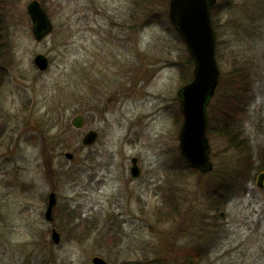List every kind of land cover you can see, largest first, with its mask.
<instances>
[{"label": "rangeland", "instance_id": "1", "mask_svg": "<svg viewBox=\"0 0 264 264\" xmlns=\"http://www.w3.org/2000/svg\"><path fill=\"white\" fill-rule=\"evenodd\" d=\"M5 1L0 26L14 64L0 57V264H195L197 254L199 264H264V0L217 2L208 174L181 158L178 91L193 62L169 0L150 25L135 0H40L54 23L43 41L27 14L32 0ZM91 130L99 139L85 146Z\"/></svg>", "mask_w": 264, "mask_h": 264}, {"label": "water", "instance_id": "2", "mask_svg": "<svg viewBox=\"0 0 264 264\" xmlns=\"http://www.w3.org/2000/svg\"><path fill=\"white\" fill-rule=\"evenodd\" d=\"M218 0H170L169 18L187 45L190 57L194 61L193 79L180 89L178 96L184 122L180 131V150L184 158L202 173L211 172V145L208 138V106L215 96L221 77L216 57L217 35L213 23V10ZM33 23V33L37 41L50 35L54 24L39 0H33L27 7ZM36 67L44 72L49 69V59L40 54L34 59ZM73 126L80 129L84 125L82 116L73 120ZM95 132L87 134L83 140L86 146L96 141ZM73 159V154L66 153ZM138 168H133V175ZM261 186L264 174L259 177ZM57 203L55 193L49 195L46 219L52 220L53 209ZM52 239L55 244L61 241L60 234L54 230ZM93 264H109L101 257H95Z\"/></svg>", "mask_w": 264, "mask_h": 264}, {"label": "trees", "instance_id": "3", "mask_svg": "<svg viewBox=\"0 0 264 264\" xmlns=\"http://www.w3.org/2000/svg\"><path fill=\"white\" fill-rule=\"evenodd\" d=\"M5 3L6 1L5 0H0V9L2 8V6H3V3ZM159 3H162V4H166L167 3V0H135V5L138 7V8H140V9H142V11L144 12V13H146V24L147 25H150V24H158V23H160V17H159V13H158V10H156V11H154V12H152L153 10H155L156 9V7L158 6V4ZM43 5L45 6V8L48 10V11H50L49 9H48V7L46 6V4H44V1H43ZM216 8H215V10H214V12L216 13ZM214 12H213V16H214ZM50 13V12H49ZM23 20H25L26 19V21H29V19L26 17H24L23 16V18H22ZM216 27V26H215ZM2 28H3V25L2 26H0V57L3 59V61L5 62V63H2L3 64V66L5 67V68H9V67H13L12 65L14 64V59L12 58L13 57V54L11 53V47H12V44H11V42H9L7 39L9 38L7 35H4V34H2ZM8 33H9V31H8ZM10 55H11V57H10ZM190 61L192 62V60L190 59ZM180 66V65H179ZM237 77H238V79H240L239 81L241 82V83H245V79H244V77H242L239 73L237 74ZM185 78V77H184ZM191 79H192V73H190V75L188 76V77H186V79H185V82L186 83H188V82H190L191 81ZM229 119V118H228ZM231 122H233V115L232 116H230V123ZM211 129V128H210ZM209 129V131H208V135H210L211 133H212V131ZM235 138V143L234 142H232L233 141V139ZM236 136L234 137H232L231 138V142H232V144L235 146V147H238V143L236 142ZM181 158H182V161H183V163H184V167H185V169H187L188 171H190L191 173L192 172H197V170L196 169H193L186 161H185V159L181 156ZM260 170H261V168H260ZM262 172H260L259 174H258V176L261 174ZM257 176V177H258ZM201 257H202V260L200 261V259H201ZM200 257V254H197V256H195V257H193L192 258V260H193V262H195V264H199L200 262H203V256H201Z\"/></svg>", "mask_w": 264, "mask_h": 264}, {"label": "flooded vegetation", "instance_id": "4", "mask_svg": "<svg viewBox=\"0 0 264 264\" xmlns=\"http://www.w3.org/2000/svg\"><path fill=\"white\" fill-rule=\"evenodd\" d=\"M97 135V138H96V141L95 143L98 141L99 139V133L97 131H94ZM134 167H137L138 168V173L136 175H133V168ZM130 173H131V176L134 178V179H138L141 174H142V170H141V166L139 165V159L137 157H134L132 158V165H131V169H130ZM53 232V230H52Z\"/></svg>", "mask_w": 264, "mask_h": 264}]
</instances>
